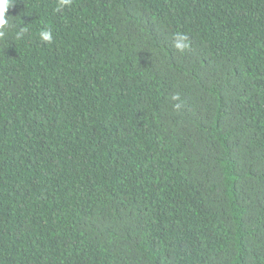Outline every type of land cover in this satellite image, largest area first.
<instances>
[{"label": "trees", "instance_id": "16d2710c", "mask_svg": "<svg viewBox=\"0 0 264 264\" xmlns=\"http://www.w3.org/2000/svg\"><path fill=\"white\" fill-rule=\"evenodd\" d=\"M6 15L0 264H264V0Z\"/></svg>", "mask_w": 264, "mask_h": 264}, {"label": "clouds", "instance_id": "9594fccd", "mask_svg": "<svg viewBox=\"0 0 264 264\" xmlns=\"http://www.w3.org/2000/svg\"><path fill=\"white\" fill-rule=\"evenodd\" d=\"M13 3V0H0V29H2L5 25L8 24V19L6 12L8 8L11 6ZM72 3V0H57V8L58 9H63L66 6H70ZM25 31V29H21V32ZM38 36L42 41L52 43L53 42V34H52V29L50 27H43L39 32ZM20 37V33H17V38ZM173 45L176 48V50L180 52H184L189 48V37L186 34L182 33H174L173 34ZM172 100H178L179 95L174 94L171 97ZM173 107L177 110L181 107L180 104H175Z\"/></svg>", "mask_w": 264, "mask_h": 264}]
</instances>
